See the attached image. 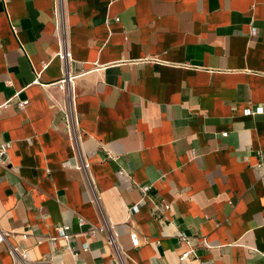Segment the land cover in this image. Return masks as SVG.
<instances>
[{
  "label": "crops",
  "instance_id": "1",
  "mask_svg": "<svg viewBox=\"0 0 264 264\" xmlns=\"http://www.w3.org/2000/svg\"><path fill=\"white\" fill-rule=\"evenodd\" d=\"M3 103L0 264H264V0H0Z\"/></svg>",
  "mask_w": 264,
  "mask_h": 264
},
{
  "label": "built area",
  "instance_id": "2",
  "mask_svg": "<svg viewBox=\"0 0 264 264\" xmlns=\"http://www.w3.org/2000/svg\"><path fill=\"white\" fill-rule=\"evenodd\" d=\"M251 33H255V27H252ZM59 55L61 56L62 60L65 61V59H67L69 57V52H67L65 50V48L63 47L60 50ZM67 78L69 80L72 78V75H71V73H69L68 70H66L64 72V77L60 80V82H64ZM27 102H28L27 100H22L19 102V105L24 106L25 104H27ZM6 104L7 103H3L2 105H0V107L5 106ZM246 112L249 113V109H246ZM66 116H67L68 121L70 120L73 122L74 118H73V112H72V104L70 101L67 104ZM223 134H225V133H223ZM8 147H9V143H7V142L0 143V162L1 163H5L7 161ZM81 166H84L83 163ZM89 185H90V188L92 189L90 182H89ZM148 188H149L148 185L142 186L143 191H147ZM94 200L96 201V199H94ZM154 205H155V209H161L163 211L168 209L170 206L169 203H167L164 200H159L158 202H155ZM133 207H134V209H136V205H134ZM77 221H78V224L80 226H82L83 224L86 223L85 219L81 216H79L77 218ZM54 228L56 229V234L51 235L49 237V239L52 242V245L55 246L57 239L60 237L64 238L65 240H69L71 238L72 233H71V230H70L71 227L69 224H66V223L56 224V225H54ZM8 234H9L8 231H6L5 229L0 227V245L6 241ZM177 235H178L180 240L186 241L187 243L192 244L193 238L191 236H189L183 232H179ZM108 242L114 247V250L116 252V256L118 258H120L119 247L115 243L114 237H113L111 232L108 234ZM9 251L14 256L15 264H54L53 261H51L48 257H43V258L36 260V261H29L28 259H26L25 255L20 251V249H18V247H15V246L10 245Z\"/></svg>",
  "mask_w": 264,
  "mask_h": 264
},
{
  "label": "bare ground",
  "instance_id": "3",
  "mask_svg": "<svg viewBox=\"0 0 264 264\" xmlns=\"http://www.w3.org/2000/svg\"><path fill=\"white\" fill-rule=\"evenodd\" d=\"M66 81V80H65Z\"/></svg>",
  "mask_w": 264,
  "mask_h": 264
}]
</instances>
